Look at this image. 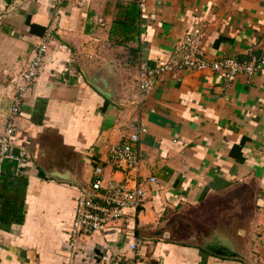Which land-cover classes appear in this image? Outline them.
I'll list each match as a JSON object with an SVG mask.
<instances>
[{"label":"crops","instance_id":"crops-1","mask_svg":"<svg viewBox=\"0 0 264 264\" xmlns=\"http://www.w3.org/2000/svg\"><path fill=\"white\" fill-rule=\"evenodd\" d=\"M195 25L211 60L264 52V0H0V131L20 70L52 36L16 120L25 173L0 174V264L94 263L95 251L131 255L134 240L139 264H264V66L228 85L209 69L176 70L137 95L138 67L166 60ZM83 69L103 76L118 103ZM130 118L144 129L138 179L156 182H145L141 208L76 252L80 188L98 165L104 183L123 180L108 155ZM221 239L239 256L216 253Z\"/></svg>","mask_w":264,"mask_h":264},{"label":"built area","instance_id":"built-area-1","mask_svg":"<svg viewBox=\"0 0 264 264\" xmlns=\"http://www.w3.org/2000/svg\"><path fill=\"white\" fill-rule=\"evenodd\" d=\"M145 0H139V6H144ZM205 31L200 25L188 29L176 43L166 60L155 65H141L137 73V95L141 99L152 88L158 78L165 73L176 70L209 69L220 73L225 84H230L240 74L251 75L264 66V52L260 56L239 59L235 56H224L218 59L207 58L202 49V39ZM52 36L45 33L33 49L32 56L24 63L18 74L17 84L11 97L9 114L0 131V174L3 173L5 162H11L9 178H17L25 173L30 155L27 149L19 146L15 139L16 120L25 93L35 82L37 74L43 65L44 56L49 50ZM127 129L120 132V141L109 148L108 163L115 170L124 174L121 181L104 183L103 168H94L93 179L89 185L80 188L76 199L75 211L70 226V246L80 252V240L93 236L104 229L115 226L116 222L125 218L128 209L138 210L145 200V182L155 183L156 177L149 176L145 181H139V150L137 142L140 132L144 129L136 124L133 118L128 119ZM139 242L129 243L131 255L104 256L94 252L92 257L96 262L82 264H139L137 248Z\"/></svg>","mask_w":264,"mask_h":264},{"label":"water","instance_id":"water-1","mask_svg":"<svg viewBox=\"0 0 264 264\" xmlns=\"http://www.w3.org/2000/svg\"><path fill=\"white\" fill-rule=\"evenodd\" d=\"M83 73L87 81L93 85L99 92H101L108 100H111L115 103H118V98L116 97L114 91L108 86L103 76H99L98 73L91 71L90 69H83ZM48 177L56 178L57 180H67L63 178L59 172L47 173ZM218 246L214 250L218 254L230 255V256H239V253L235 251L234 246L226 240H220Z\"/></svg>","mask_w":264,"mask_h":264},{"label":"trees","instance_id":"trees-1","mask_svg":"<svg viewBox=\"0 0 264 264\" xmlns=\"http://www.w3.org/2000/svg\"><path fill=\"white\" fill-rule=\"evenodd\" d=\"M11 164H12L11 162H5L4 163L3 173H1V181L2 182H5V180H7V177L10 175Z\"/></svg>","mask_w":264,"mask_h":264}]
</instances>
